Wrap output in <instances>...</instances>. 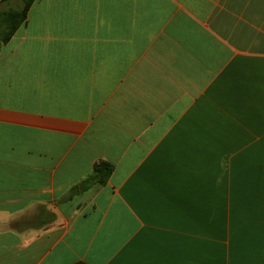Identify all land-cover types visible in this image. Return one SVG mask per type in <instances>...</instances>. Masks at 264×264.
I'll list each match as a JSON object with an SVG mask.
<instances>
[{"label": "crops", "instance_id": "crops-1", "mask_svg": "<svg viewBox=\"0 0 264 264\" xmlns=\"http://www.w3.org/2000/svg\"><path fill=\"white\" fill-rule=\"evenodd\" d=\"M10 44L0 264H264V0H35Z\"/></svg>", "mask_w": 264, "mask_h": 264}, {"label": "trees", "instance_id": "trees-1", "mask_svg": "<svg viewBox=\"0 0 264 264\" xmlns=\"http://www.w3.org/2000/svg\"><path fill=\"white\" fill-rule=\"evenodd\" d=\"M34 2L35 0L0 1V46L1 44H8L17 31L27 23L28 13ZM113 170L114 166L111 163L100 162L96 164L91 175L72 188L70 197L86 191L95 184L104 185L109 180Z\"/></svg>", "mask_w": 264, "mask_h": 264}, {"label": "rangeland", "instance_id": "rangeland-1", "mask_svg": "<svg viewBox=\"0 0 264 264\" xmlns=\"http://www.w3.org/2000/svg\"><path fill=\"white\" fill-rule=\"evenodd\" d=\"M6 45L1 44L0 46V106L14 108L17 106L15 103L3 102L1 100V97L2 95L6 93L7 81L9 78L8 77V65L15 64L18 62L22 63V60L19 57L14 56L13 54L9 52L14 44H10V46L8 47ZM2 65L6 66V70L1 69Z\"/></svg>", "mask_w": 264, "mask_h": 264}]
</instances>
